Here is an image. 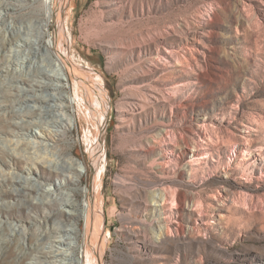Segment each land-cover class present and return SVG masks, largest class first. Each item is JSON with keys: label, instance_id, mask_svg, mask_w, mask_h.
I'll return each mask as SVG.
<instances>
[{"label": "rangeland", "instance_id": "374dc122", "mask_svg": "<svg viewBox=\"0 0 264 264\" xmlns=\"http://www.w3.org/2000/svg\"><path fill=\"white\" fill-rule=\"evenodd\" d=\"M22 5L0 0V191L10 192L0 197V264H46L30 250L47 251L44 224L68 219L41 190L56 174L33 165L37 149L26 145L39 119L25 96L38 93L19 83L26 70L13 69L18 48L7 46L9 31L35 20ZM60 9L47 34L90 91L83 101L70 77L72 128L57 144L83 166L66 189L79 204L96 200L100 264H264V0H68ZM71 224L85 245L86 221ZM79 251L82 264H97Z\"/></svg>", "mask_w": 264, "mask_h": 264}, {"label": "bare ground", "instance_id": "6f19581e", "mask_svg": "<svg viewBox=\"0 0 264 264\" xmlns=\"http://www.w3.org/2000/svg\"><path fill=\"white\" fill-rule=\"evenodd\" d=\"M12 1L21 3L23 4L22 6L29 5L35 7L34 10L36 12L34 21L29 20L26 25L24 21L21 22V24L24 23L22 31L18 30L19 33L18 31L17 33L9 31L11 37L7 40L8 47L11 48L13 46L18 48L16 54L18 64L13 69L16 70L18 68L22 72L26 70L25 74L21 73L18 75L19 83L28 85L31 90L33 89V93H38L25 96L26 102H30L31 104V114H34V117L39 119L33 122L36 131L30 128L29 136L31 139H28L26 145L37 149L38 153L31 160L33 165L37 161L40 165H47L57 176L56 180L49 178L43 180V182L48 181L49 185L53 186V189L50 191L44 187L41 190L46 193L48 198H51L52 195L55 196L54 198L52 197V202L48 200L45 204L49 202L52 204L48 203V205L54 206L52 208H55V206L60 207L56 214L63 215L68 219V223L70 222V225L68 223L62 227L52 225L49 228H47V223H45L43 228L46 230L47 238L50 240H48L50 247L47 251L41 252L30 250V256L43 258L46 264H82L83 262L80 261L79 257H75L77 250H81V253L79 251L81 259L85 255H88L92 261L95 260V263L100 264L102 261V249L100 245L101 226L96 214V200L89 196L84 204H79L73 198L74 189H66V187L73 188L80 182L82 175L80 168H83V166L82 164L80 165L79 160L75 159L69 149H67L69 147L67 143H64L61 148L57 144V140L64 141L65 136L72 128L70 123L72 121L70 119V113L68 112L69 106L67 105L69 98L65 90V86L69 84L71 79L70 77L72 76L74 81L79 84V91L81 92L83 101H85V94L90 91L86 73L72 66L61 54L57 53L52 37L47 34L55 14L57 15L60 12V7L64 6L68 0ZM7 5L5 9H7ZM30 31H32L31 38H25V35H29ZM21 32L25 35H20ZM57 40L58 38H56ZM5 46L6 44L4 48ZM19 58L22 60L21 63H19ZM3 70L4 67L0 64V72L3 73ZM27 73H29V77ZM7 96L5 94L2 98H6ZM84 113H86V110ZM250 160V154H246L241 158V161L245 163ZM72 176L76 178L74 179ZM24 180H28V178ZM33 190L36 193L41 192V190L36 188ZM9 193V190H2L0 191V197L8 195ZM24 193L25 196L28 195V192ZM165 200V197L160 200H154L153 202L155 204L153 206H160L161 204L159 205L158 203H163ZM81 218L86 221L85 245L79 244V228L77 229L71 224L74 220L78 221ZM17 230L21 232L24 230V227H18ZM12 262L14 263V260ZM39 262L43 263L42 260Z\"/></svg>", "mask_w": 264, "mask_h": 264}]
</instances>
